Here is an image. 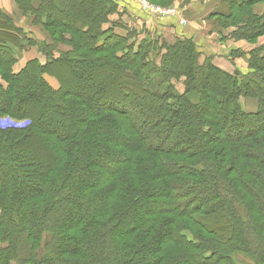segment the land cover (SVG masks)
<instances>
[{"label": "trees", "instance_id": "16d2710c", "mask_svg": "<svg viewBox=\"0 0 264 264\" xmlns=\"http://www.w3.org/2000/svg\"><path fill=\"white\" fill-rule=\"evenodd\" d=\"M14 1L45 16L55 43H41L44 63L12 72L10 44L25 33L0 10V116L27 122L0 130V264H236L235 252L264 264V43L246 73L230 72L193 35H146L134 49L137 29L107 34L117 0ZM223 1L210 16L231 37L264 35V13L252 11L264 0ZM59 41L71 50L50 57ZM136 99L143 133L126 112Z\"/></svg>", "mask_w": 264, "mask_h": 264}, {"label": "rangeland", "instance_id": "374dc122", "mask_svg": "<svg viewBox=\"0 0 264 264\" xmlns=\"http://www.w3.org/2000/svg\"><path fill=\"white\" fill-rule=\"evenodd\" d=\"M117 1H118V6H117L116 10L113 13H111V14H109L107 16L108 17V21H106L103 24V26L106 29L108 28L107 34H109V32L111 31L112 33H115V34L120 35V36H126L125 27L126 28H135V29H137L140 33L134 34L132 36V38H131L132 40L127 42V44H131V45L133 44L134 45V49H136L137 42L141 38L146 37V35H150V31H147V29H145L144 31L141 30V29L139 30L137 27L133 26L131 24L132 23L131 19H132L133 14L130 13L125 7H123L121 5V3H123V1H120V0H117ZM219 1H220V3H219V6H218L217 10H225L226 9L225 2L223 0H219ZM40 2H41V0H32V5L35 8H37V7H39ZM149 2H151V1H149ZM175 2H177V1L174 0L170 4H174ZM134 3L137 5L139 11H141L145 16L147 15L148 17H150V15L146 11H143V10H141L139 8L138 3H136V2H134ZM152 3H154V2H152ZM155 4H157V3H155ZM158 5L165 6V5H162L161 3H158ZM252 11H253L254 14H256L258 16H262L263 13H264V3L263 2L255 3L253 8H252ZM25 17H27L28 24H26L24 26L23 25L19 26V27H21L23 29V31L25 33V36H20L21 41H20L19 45H11L10 44V47H11V49L13 51V57H14V63L12 64V72H18L22 67H24L26 65L28 60L32 59V58L33 59L34 58L37 59L39 61V63H44L46 60H48L47 57H49V55L46 54L47 57H45V59L38 56V53L40 52V49L43 46L41 43L46 42V43H49L48 45H50L52 42L55 43V41L49 37V35L47 34V32L45 30V27L43 26L44 21H45V16L44 15L41 18H39V20L36 19V16L34 14H22L21 16L20 15H16L15 16V20L17 22H20L21 19H24ZM12 19H13V17H12ZM176 22H177V25L179 27L185 26V24H180V22H178L177 19H176ZM138 26H139V24H138ZM221 27H223V26H221ZM231 27H233V26H231ZM70 36L71 35L66 33V32L63 35V37L65 39H69ZM150 36H154L155 37L157 35L153 34V35H150ZM232 38L236 39L234 37H232ZM103 39H104V36L98 38L97 42H100ZM165 40L171 41L170 38L169 39L166 38ZM263 40H264V37L261 38V41H263ZM263 43H264V41L262 43H260L259 45H262ZM259 45H257V46H259ZM55 46H56L55 50L52 52V54H50V57H53V56L56 57L63 51L71 50V46H69L68 44H66L63 41L57 42ZM257 46H254V47H257ZM159 47H161V46H159ZM222 47H223V45L220 44L219 45V51L220 52L224 51V53L227 55L228 52H225V51H227V48L226 47L222 48ZM251 49H249V50H251ZM160 50H161V48L157 52L154 51L152 54L151 53L148 54L150 59L155 60V61H159L160 57L158 55H154V54L159 53ZM231 50H233V49H231ZM249 50L247 52L243 53L242 54L243 56H241V54L238 55V56H241V57H245L246 58V63H247V70L246 71H242L239 67L234 66V69L239 71V73L244 74V73H246L248 71V58H249L248 52H249ZM164 51L165 50L162 49L161 53L164 52ZM199 51L201 53H205L204 51H202L200 49H199ZM233 55L234 54L232 52H230V56L232 57ZM200 57H201V59L203 58L202 56H200ZM213 60L218 65V62L215 59V57H213ZM237 61H238V64H242L243 65V63H245L242 58L238 59ZM219 68H221V67L219 66ZM221 69H223L225 71H230V72L232 70V69H230V70L228 69L227 70L225 68H221ZM72 71H74V73H81V71L79 69H76V68H74ZM44 78H45V80L47 81V83L50 86H52L54 88L58 86V82H57L56 78L52 77L51 75L45 74ZM172 79H173L172 83H173V86H174V90L176 92L182 93L185 90L184 89L185 88L184 87V83H183L184 82V77H180L178 79H175V78H172ZM0 84H2L5 87L7 82L0 78ZM68 86L71 87V86H73V84H69ZM143 101H144L143 99H136L134 103L131 100L126 102V103H128L127 104L128 108L126 110L127 114L128 115H134V116L137 117L136 125L140 124L138 126L141 128L140 130L142 131V133L149 128V122H148V124H145V123L141 124L139 122V120H138V117L141 120L143 119V116H142V113H141V111L143 109V103H142ZM240 104H241V107L243 108V110H245L246 112H254L256 110V108H257L256 107L257 100L255 98L243 97V98L240 99ZM143 114L146 115V113H143ZM26 123L27 122L24 119L23 120L22 119H12V118H10L7 115L0 116V130L1 129H6V128H20V127L24 126ZM155 125H157L156 122L152 123V127L155 126ZM230 125L232 126L233 124L229 123V126ZM152 129H155V128H152ZM54 136L55 135L53 134V137ZM180 137L181 138H179V141L180 142H184L185 135L181 133ZM176 195H177V191H176ZM184 233L185 234L187 233V236L192 239V236H191V234H189V232H186L184 230ZM43 234L42 235L44 236V239L40 242L39 247L37 249V251L39 253L38 261H40V259L42 257L41 255L44 253L46 241H48V237H49V235H46L45 232H43ZM1 245L5 246L6 244L5 243L4 244L0 243V246ZM177 254H179V253L177 252ZM232 257H233V260L236 262V264H253V261L244 252H235V253H233Z\"/></svg>", "mask_w": 264, "mask_h": 264}, {"label": "crops", "instance_id": "0c3cea01", "mask_svg": "<svg viewBox=\"0 0 264 264\" xmlns=\"http://www.w3.org/2000/svg\"><path fill=\"white\" fill-rule=\"evenodd\" d=\"M120 1H123L121 5L133 14L131 24L139 30L144 31L147 29V31H150V35H161L165 39L170 38L171 40L175 36H181L182 34L193 35L197 40L199 49L204 51L205 54L215 57L218 65L227 70H234V66H237L242 71H246V58L241 57L243 56L242 54L264 41H261V38L264 36L258 37L256 42H250L244 38L233 39L230 33L234 30V27H221L215 21V17L210 16L212 12L217 10L220 3L219 0H176L177 2L175 3L180 5L187 20V24L183 27H179L176 19L172 17L156 19L147 15L145 16L138 10L137 5L134 3L135 1ZM0 9L12 16L17 26L28 24L27 17L21 19L20 22L15 20L16 15L21 16L22 14L17 10L14 0H0ZM220 44L227 48V51H225L228 52L227 55L224 51H219ZM230 52L234 54L232 57L230 56ZM240 54L241 56H238ZM240 58L245 62L243 65L238 64L237 60Z\"/></svg>", "mask_w": 264, "mask_h": 264}, {"label": "built area", "instance_id": "2783aa9c", "mask_svg": "<svg viewBox=\"0 0 264 264\" xmlns=\"http://www.w3.org/2000/svg\"><path fill=\"white\" fill-rule=\"evenodd\" d=\"M138 3L139 8L143 11H146L150 17H154L156 19L164 18V17H172L176 18L180 24H187L186 17L184 16L182 9L178 3L170 4L168 6H161L149 0H133Z\"/></svg>", "mask_w": 264, "mask_h": 264}]
</instances>
